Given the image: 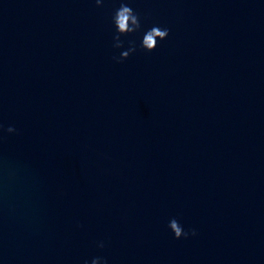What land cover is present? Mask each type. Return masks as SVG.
<instances>
[{"label": "water", "instance_id": "water-1", "mask_svg": "<svg viewBox=\"0 0 264 264\" xmlns=\"http://www.w3.org/2000/svg\"><path fill=\"white\" fill-rule=\"evenodd\" d=\"M128 3L0 0V264H264V0Z\"/></svg>", "mask_w": 264, "mask_h": 264}, {"label": "clouds", "instance_id": "clouds-1", "mask_svg": "<svg viewBox=\"0 0 264 264\" xmlns=\"http://www.w3.org/2000/svg\"><path fill=\"white\" fill-rule=\"evenodd\" d=\"M97 7H102L104 0H94ZM112 25L115 29V34L113 35V47L116 49H121L124 47L125 41L121 37H127L132 34L141 31L142 25L139 14L129 5L128 0H120L119 7L115 9L112 15ZM169 29L162 28L159 25H153L150 29L144 31L139 47L146 51L152 52L158 46V41H163L169 36ZM128 48L122 51L120 55L113 56L112 59L116 63H122L124 60L128 59L129 56L137 51V45L135 40L127 41ZM17 130L14 126L4 127L3 123H0V138H2L3 133L13 134ZM168 228L174 234V238L179 240L181 238L188 239L190 236L194 237L197 235L195 229L185 230L183 225L178 219L172 218L168 223ZM97 247L103 249L105 244L100 242ZM84 264H88L87 261ZM91 264H108V261L104 257L97 256L92 259Z\"/></svg>", "mask_w": 264, "mask_h": 264}]
</instances>
